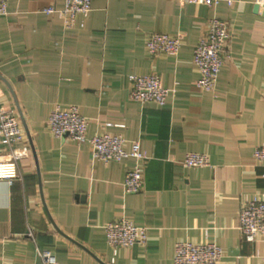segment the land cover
<instances>
[{
	"label": "crops",
	"instance_id": "0c3cea01",
	"mask_svg": "<svg viewBox=\"0 0 264 264\" xmlns=\"http://www.w3.org/2000/svg\"><path fill=\"white\" fill-rule=\"evenodd\" d=\"M50 5L65 0H9L0 15V109L20 115L26 154L18 179H0V264H38L43 247L59 264H174L180 240L217 243L218 264H262L264 236L245 240L239 214L243 200L264 194L254 156L264 144V0H93L73 27ZM212 17L227 19L231 36L217 86L206 90L193 54ZM153 32L182 33L180 51L150 54ZM132 73L159 74L166 102L132 100ZM55 104L79 106L88 137L122 133L128 149L140 140L142 189L124 187L133 157L106 163L88 142L55 137ZM189 151L211 165L183 166ZM9 157L0 142V161ZM122 218L147 225L148 239L115 254L105 226Z\"/></svg>",
	"mask_w": 264,
	"mask_h": 264
},
{
	"label": "built area",
	"instance_id": "2783aa9c",
	"mask_svg": "<svg viewBox=\"0 0 264 264\" xmlns=\"http://www.w3.org/2000/svg\"><path fill=\"white\" fill-rule=\"evenodd\" d=\"M191 4H208L216 6L222 0H180ZM232 5L233 0H227ZM93 0H65L63 8L54 5L45 10L50 13L60 12L66 27L76 24L77 16L92 10ZM9 13V0H0V15ZM231 36L230 22L219 17L209 18L206 29L194 48L193 62L199 68L200 77L197 84L206 90H214L226 55V44ZM182 33L153 32L146 39V47L150 54H177L183 43ZM130 98L145 103L155 101L164 104L170 94V88L159 74L132 73L129 75ZM113 123L109 122L107 126ZM123 125V124H119ZM48 126L55 137L70 138L78 143L88 142L92 156L106 163L122 161L133 157L136 163L126 173L124 187L126 192H138L144 185V168L142 162L148 155L140 140H133L130 148H126L127 138L118 132L104 130L88 137L89 118L81 113L79 106H62L55 104L51 110ZM20 115L12 110L0 109V142L10 147V157L0 161V179L10 184L19 177V162L26 154L20 151L19 144L23 140L24 130ZM254 156L264 165V144L254 149ZM185 167L210 166L208 154L189 151L182 160ZM107 241L115 254L120 248L145 244L149 227L137 225L128 218H122L106 224ZM239 228L247 241H255L264 236V194H257L243 200L239 214ZM31 234L28 232V235ZM225 256L220 245L215 242L197 243L191 240H180L176 243L174 264H218ZM38 264H59L55 252L48 248L39 249ZM264 264V253L261 255Z\"/></svg>",
	"mask_w": 264,
	"mask_h": 264
}]
</instances>
